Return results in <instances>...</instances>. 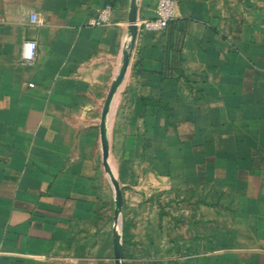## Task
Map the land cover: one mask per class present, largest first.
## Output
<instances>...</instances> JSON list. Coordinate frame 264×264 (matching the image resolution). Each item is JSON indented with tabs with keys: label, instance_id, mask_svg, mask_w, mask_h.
Listing matches in <instances>:
<instances>
[{
	"label": "crops",
	"instance_id": "crops-1",
	"mask_svg": "<svg viewBox=\"0 0 264 264\" xmlns=\"http://www.w3.org/2000/svg\"><path fill=\"white\" fill-rule=\"evenodd\" d=\"M175 1L0 0V264H114L125 52L122 264H264V0Z\"/></svg>",
	"mask_w": 264,
	"mask_h": 264
},
{
	"label": "water",
	"instance_id": "water-1",
	"mask_svg": "<svg viewBox=\"0 0 264 264\" xmlns=\"http://www.w3.org/2000/svg\"><path fill=\"white\" fill-rule=\"evenodd\" d=\"M129 14H130V22H131L130 41L133 44L135 37H136V33H137V0H131ZM128 56H129L128 53L125 52L123 56L122 65L118 72V75L115 78V80L112 82L109 88V91L106 95V98H105V101L102 107V111H101L100 124H99L101 151H102V164L111 180V183L114 189V195H115L114 196V199H115L114 217H115V223L116 225L117 224L118 225L117 226L115 225L114 241H113L114 242L113 243L114 264H122V259H123V256H122L123 246H122V242H121L120 235H119V233L121 232L120 210L122 207V192H121V189L119 187L117 180L115 179L114 175L112 174L110 170V166L108 163V139H107L106 131H105V117H106V113H107L109 104L111 102V99L126 72V67L128 64Z\"/></svg>",
	"mask_w": 264,
	"mask_h": 264
},
{
	"label": "built area",
	"instance_id": "built-area-1",
	"mask_svg": "<svg viewBox=\"0 0 264 264\" xmlns=\"http://www.w3.org/2000/svg\"><path fill=\"white\" fill-rule=\"evenodd\" d=\"M154 15L137 21V32L139 30H163L174 17L175 0H154ZM111 7L104 6L98 12L97 17L92 21L94 25H105L110 23ZM35 20V16H33ZM36 43L34 41H23L21 44V60L23 63H30L34 60Z\"/></svg>",
	"mask_w": 264,
	"mask_h": 264
},
{
	"label": "trees",
	"instance_id": "trees-1",
	"mask_svg": "<svg viewBox=\"0 0 264 264\" xmlns=\"http://www.w3.org/2000/svg\"><path fill=\"white\" fill-rule=\"evenodd\" d=\"M127 239V227L126 225L122 226V240L125 243Z\"/></svg>",
	"mask_w": 264,
	"mask_h": 264
},
{
	"label": "rangeland",
	"instance_id": "rangeland-1",
	"mask_svg": "<svg viewBox=\"0 0 264 264\" xmlns=\"http://www.w3.org/2000/svg\"><path fill=\"white\" fill-rule=\"evenodd\" d=\"M111 162H112V164L114 165V157H113V159L111 160ZM117 225H118V224H117ZM117 225H116V226H117Z\"/></svg>",
	"mask_w": 264,
	"mask_h": 264
}]
</instances>
